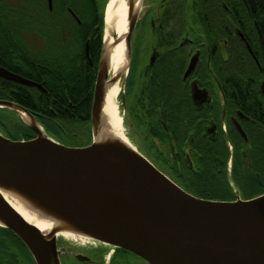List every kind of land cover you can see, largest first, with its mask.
Wrapping results in <instances>:
<instances>
[{
	"label": "water",
	"instance_id": "water-1",
	"mask_svg": "<svg viewBox=\"0 0 264 264\" xmlns=\"http://www.w3.org/2000/svg\"><path fill=\"white\" fill-rule=\"evenodd\" d=\"M142 1L127 0L126 63L117 75L109 65L117 44L105 39L104 17L89 145L60 144L27 109L0 100V109L28 115L29 125L21 120L36 135L13 141L0 133V188L36 198L99 243L132 253L146 264H264V195L233 202L200 199L170 180L130 142L128 148L112 137L103 143L96 140L104 128L105 84L123 81L122 91L127 78L131 35ZM48 3L52 8V0ZM86 54L89 57L88 43ZM0 78L46 92L41 84L4 68ZM0 218L6 223L0 228L24 243L35 264H61L55 236L42 234L1 196ZM77 259L90 261L83 255Z\"/></svg>",
	"mask_w": 264,
	"mask_h": 264
},
{
	"label": "flooded vegetation",
	"instance_id": "flooded-vegetation-1",
	"mask_svg": "<svg viewBox=\"0 0 264 264\" xmlns=\"http://www.w3.org/2000/svg\"><path fill=\"white\" fill-rule=\"evenodd\" d=\"M263 6L264 0L142 1L118 100L120 115L127 140L186 192L183 186L208 162L210 174L234 188L232 199L221 202L264 195V163L254 165L245 156L252 136L258 143L264 139V122L249 115L231 91L251 80L264 109ZM48 8L52 11L53 0ZM248 66L255 68L254 77L242 73ZM213 153L231 154L226 172L223 162L212 161ZM235 154L244 158L237 168L249 194L231 183ZM256 186L263 192L257 194ZM58 250L61 264H145L99 242L61 238ZM77 255L90 261L80 262Z\"/></svg>",
	"mask_w": 264,
	"mask_h": 264
},
{
	"label": "trees",
	"instance_id": "trees-1",
	"mask_svg": "<svg viewBox=\"0 0 264 264\" xmlns=\"http://www.w3.org/2000/svg\"><path fill=\"white\" fill-rule=\"evenodd\" d=\"M34 1L18 0L17 5L10 0L0 1V68L41 84L46 92L0 78V100L27 109L58 142L62 134L68 135L75 127L86 129L91 136V108L102 52L106 0L101 6L98 0H53L52 11L47 0L44 3L38 1L37 7L32 8ZM34 9L38 10L37 16H34ZM261 12L264 18V6ZM19 18H22L20 22L16 20ZM262 27L264 33V21ZM29 34L34 35V39L31 40ZM242 73L245 78L254 77L255 68L248 66ZM250 81L246 79V83L241 81L231 86L232 96L241 102L249 115L262 118L264 122L261 95ZM0 132L13 141L35 138L20 117L6 109H0ZM245 149L247 160L262 166L264 139L258 143L252 136L250 146L245 145ZM230 157V153L225 158L213 153L211 159L223 162L226 172ZM243 159L239 154L233 157L235 177L231 183L249 194L243 184L246 178L237 168ZM183 187L194 196L213 201H229L234 194L228 181L217 180L210 174L208 162ZM256 190L257 194L263 192L262 187ZM0 264H35L24 243L3 228H0Z\"/></svg>",
	"mask_w": 264,
	"mask_h": 264
},
{
	"label": "bare ground",
	"instance_id": "bare-ground-1",
	"mask_svg": "<svg viewBox=\"0 0 264 264\" xmlns=\"http://www.w3.org/2000/svg\"><path fill=\"white\" fill-rule=\"evenodd\" d=\"M127 11V0H109L106 8L105 39L109 44L112 42L117 44L112 48L109 59V65L115 75L123 69L126 63L124 35L127 30ZM121 89L120 81L105 84L102 111L104 128L99 132L96 140L103 143L108 137H112L120 140L129 148L118 104ZM19 113L20 119L29 125L31 118L21 111ZM37 127L41 129L40 125ZM0 196L10 203L25 220L35 225L42 234L48 237L54 235L57 240L66 238L70 241L98 242L92 235L69 222L58 211L34 197L2 188H0ZM5 225L6 223L0 218V226Z\"/></svg>",
	"mask_w": 264,
	"mask_h": 264
},
{
	"label": "rangeland",
	"instance_id": "rangeland-1",
	"mask_svg": "<svg viewBox=\"0 0 264 264\" xmlns=\"http://www.w3.org/2000/svg\"><path fill=\"white\" fill-rule=\"evenodd\" d=\"M41 2L44 3V0H36L33 2V4H31L32 8L37 7V2ZM10 2L14 5H16L15 0L12 1L10 0ZM100 6L103 3V0H98ZM109 0H106V6L108 4ZM34 16H37L38 14V10L34 9L33 10ZM105 17V14H104ZM103 34H104V29H103ZM30 39H34V35L29 34ZM34 43L36 44L37 42L34 41ZM41 43V41H40ZM19 47V46H18ZM102 48H103V37H102ZM19 51L21 52V50L19 49ZM22 53V52H21ZM100 58H101V54H100ZM99 63H100V59H99ZM44 128V127H43ZM73 135H72V134ZM68 133V135H63L62 134V138L60 137V142L61 144H64L65 146L71 147V148H79V147H85L88 145V143L91 141L92 142V136L89 135L88 131L82 127H75L74 129H72V132ZM71 134V135H70ZM49 136H52L51 133H48ZM74 264V263H73Z\"/></svg>",
	"mask_w": 264,
	"mask_h": 264
}]
</instances>
